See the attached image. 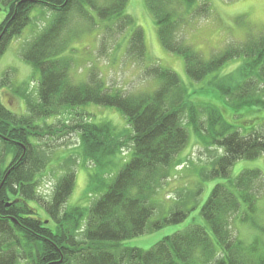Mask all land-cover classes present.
I'll return each instance as SVG.
<instances>
[{"label": "trees", "instance_id": "obj_1", "mask_svg": "<svg viewBox=\"0 0 264 264\" xmlns=\"http://www.w3.org/2000/svg\"><path fill=\"white\" fill-rule=\"evenodd\" d=\"M199 1L202 4L197 8ZM207 2L146 0V6L154 17L162 46L184 58L191 80L203 82L220 72L231 59L243 58L237 71L222 77L214 75L209 85L217 89L227 104L235 107L244 106L245 102L250 106L247 101L258 99L250 95L255 91V83L264 81V35L250 36L242 45L229 47L210 60L176 38L180 19L208 14ZM0 3L7 8L0 25V57L11 39L29 25L32 12L43 9L52 15L50 23L23 55L26 63L40 73L38 100L29 101L28 113L23 116L12 114L0 101V264H18L22 259H29L31 264H264V245L246 246L233 229L235 223H249L257 212L258 201L264 196V176L259 170H245L237 179H228L212 190L201 209L212 236L206 228L192 226L166 237L149 251L122 245L166 225L180 224L189 215L176 207L162 221L150 223L156 211L153 196L190 141L182 124L187 108L188 125L195 134L205 138V145L218 147L223 153L215 161L211 174L215 177L229 178L238 161H253L264 154V126L262 131L243 136L224 121L219 109L207 106L204 112L209 128L203 137L195 105L178 75L157 65L145 71L148 78L159 83L151 94L125 96L110 92L100 80L95 83L94 78L88 83L74 84L69 75L70 60L64 56L67 26L77 18L92 30L94 20L99 19L108 23L106 33L124 32L134 25L132 17L126 14L129 0ZM77 35L80 34L73 37ZM145 44L143 30L135 28L127 58L143 62L147 55ZM88 103L115 108L126 118L134 131L125 139L133 144L131 161L110 179L111 173L103 174L104 169L107 164L111 166L110 158L121 152L126 141L116 138L114 127L108 124L71 127L84 132L83 157L96 165L97 170L89 175L88 193L102 195L89 208H66L75 185V174L69 173L56 186L52 201L47 204L49 220L41 221L31 203L43 201L37 195L38 175L44 168L49 146H42V142L57 133L54 128L37 123L49 119L59 109ZM248 123L247 119L245 124ZM30 246L35 248L28 252Z\"/></svg>", "mask_w": 264, "mask_h": 264}, {"label": "rangeland", "instance_id": "obj_2", "mask_svg": "<svg viewBox=\"0 0 264 264\" xmlns=\"http://www.w3.org/2000/svg\"><path fill=\"white\" fill-rule=\"evenodd\" d=\"M207 3L210 8L208 14L187 15L180 19L181 23L175 30L180 43L191 46L206 60L229 47L242 45L241 43L248 41L250 36L254 38L264 35L262 0H208ZM201 4L202 1H199L196 7ZM6 11L7 8L0 3V25L6 18ZM126 14L132 17L134 25L124 32L106 33L105 27L108 23H103L99 19L94 20L92 30L89 24L77 18L71 20L64 36L68 41L64 56L70 60L69 75L74 84L88 83V80L94 78L95 83L100 80L104 89L110 92L116 91L125 96L151 94L159 88V83L153 80L154 78H148L145 71L148 67L157 65L178 75L190 101L196 106L192 105L196 112L195 116H198V121L202 124L203 137L209 128L208 116L204 112L207 106L219 109L224 121L243 136L263 130L264 81L255 83V91L250 93L253 98H258L255 101H247L252 107L247 106L245 102L242 103L244 106L238 104L234 107L227 104L217 89L209 85L214 75L222 77L237 71L243 64V58L231 59L220 72L210 75L203 82H195L187 74L184 58L168 52L162 46L157 25L146 6V0H129ZM30 18L29 25L11 39L5 53L0 57L2 84L0 101L9 112L17 116L27 115L29 101L38 100L40 73L26 63L23 55L32 41L50 23L52 15L47 10L38 9L31 13ZM135 28L143 30L147 49L146 59L137 63L127 58L129 40ZM76 33L80 35L73 37ZM189 113L187 108L183 113L182 124L190 134V141L172 164L161 188L159 187L153 196L156 211L150 223L162 221L176 207L183 208L189 215L180 224L166 225L144 236L124 241L122 242L124 247L149 251L166 237L183 232L192 226H202L212 236L208 224L201 216V209L216 185L224 184L228 179H237L245 170H259L264 176V154L253 161H238L231 169L229 178L212 176L215 161L223 153L218 147L205 145L203 142L205 138L202 139L195 134L194 129L188 125ZM247 119L249 123L245 124ZM37 124L52 127L57 133L55 137L43 138L42 142V146L45 143L49 146L44 168L38 175L37 195L43 201L31 203L36 208L39 219L49 220L47 204L52 201L59 182L72 172L75 174V185L65 207L89 208L102 195L88 193L89 175L97 169L94 162L83 157L84 132L81 129L70 128L85 124H108L114 127L116 138L121 141H126L127 137L133 135V128L117 109L92 103L59 109L49 119L39 121ZM32 142L37 144L33 139ZM125 143L126 146L121 152L110 158L111 166L107 164L104 169L103 174L106 171L111 173L110 179L131 161L133 144L127 141ZM256 209L257 212L249 223L233 225L235 233L246 246L264 245V196L258 201ZM34 248L35 246H30L28 252ZM18 264L31 263L29 259H22Z\"/></svg>", "mask_w": 264, "mask_h": 264}, {"label": "snow or ice", "instance_id": "obj_3", "mask_svg": "<svg viewBox=\"0 0 264 264\" xmlns=\"http://www.w3.org/2000/svg\"><path fill=\"white\" fill-rule=\"evenodd\" d=\"M262 3H264V0H262ZM262 18H264V13H262Z\"/></svg>", "mask_w": 264, "mask_h": 264}]
</instances>
